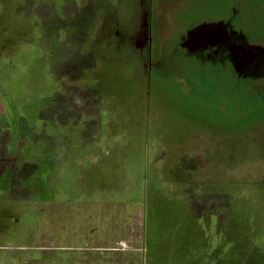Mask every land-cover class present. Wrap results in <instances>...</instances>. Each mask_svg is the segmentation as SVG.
<instances>
[{
    "label": "rangeland",
    "instance_id": "374dc122",
    "mask_svg": "<svg viewBox=\"0 0 264 264\" xmlns=\"http://www.w3.org/2000/svg\"><path fill=\"white\" fill-rule=\"evenodd\" d=\"M173 1L0 0V264H264V81L187 63L174 31L149 67ZM260 2L237 20L257 29ZM179 200L208 230L180 261Z\"/></svg>",
    "mask_w": 264,
    "mask_h": 264
},
{
    "label": "water",
    "instance_id": "95a60500",
    "mask_svg": "<svg viewBox=\"0 0 264 264\" xmlns=\"http://www.w3.org/2000/svg\"><path fill=\"white\" fill-rule=\"evenodd\" d=\"M229 15L211 14L186 20L174 31L175 49L187 61L229 70L239 80L264 81V33L248 20L238 21L241 5L234 0ZM194 16V15H193ZM185 61V62H186Z\"/></svg>",
    "mask_w": 264,
    "mask_h": 264
},
{
    "label": "trees",
    "instance_id": "16d2710c",
    "mask_svg": "<svg viewBox=\"0 0 264 264\" xmlns=\"http://www.w3.org/2000/svg\"><path fill=\"white\" fill-rule=\"evenodd\" d=\"M261 4L258 3L257 0V8H260ZM259 12L257 11V21H259ZM261 24H263V26L260 27V33H264V20L263 17H260V21ZM259 31V30H258ZM197 69V68H196ZM213 75L216 76L218 74H216L214 71H212ZM220 77V76H219ZM153 199V198H152ZM151 201L148 200L147 203L145 204V214L147 215V217L149 219H152V222L155 220V225L153 226V228H145V233H146V242L148 244V248H149V257H153L152 255H154L155 250L158 249L159 244L162 242L160 240V237L158 236L159 232H155L153 230H155L158 221H159V212H157V209H159L158 207L162 206V200L160 199L158 201L159 204L156 205H151V203L149 202ZM149 202V203H148ZM177 204V203H176ZM172 206L171 205H166L165 204V213L167 216V219H170V208ZM173 208H175V213L174 216L176 215L177 218H181L183 219L182 222H179L178 224V228H179V232H178V236L180 238L181 244L179 242L178 246H176V251L175 253H172L173 256H178V257H192V258H196V248H194L198 242V239L203 243L204 241H206V236L208 235V230L207 228H204L202 226L199 225V221L198 219L195 217V213L193 212V210H191L190 208H188L183 201H178V204L173 206ZM204 228V229H203ZM219 238L221 243L224 241V228L223 226L221 227V230L219 231ZM188 240H186V238ZM153 239V240H152ZM154 242V243H153ZM193 247V248H192ZM191 255V256H190ZM151 259V258H150ZM178 258H176L177 260ZM149 260V259H148ZM180 261V259H178ZM179 264V262L177 263Z\"/></svg>",
    "mask_w": 264,
    "mask_h": 264
},
{
    "label": "flooded vegetation",
    "instance_id": "af4514ba",
    "mask_svg": "<svg viewBox=\"0 0 264 264\" xmlns=\"http://www.w3.org/2000/svg\"><path fill=\"white\" fill-rule=\"evenodd\" d=\"M236 1V0H235ZM240 1L237 0V3L241 5ZM234 0H174L172 3H166L162 4L160 6V18L159 22V42H158V48L157 52L154 58V62L152 61V48H153V41L154 37L152 35L153 31V25L150 19V42L149 47L147 49L148 51V63L149 67H151V64L155 63L158 65V70H161V61L163 57V46L167 40V38L170 35L171 31H176L178 28V23L183 22L186 20V14H197L196 11H202V13H211V14H222L223 17H226L229 15L230 8L234 4ZM258 3L261 4L260 0H258ZM262 7V4H261ZM263 8V7H262ZM151 15V13H150ZM175 24V25H174ZM194 61L195 60H191ZM201 64H199V67ZM189 67V66H188ZM191 67H189L190 69ZM201 68V67H200ZM214 68V67H213ZM219 68H214V72L216 74H222L225 73V70H218ZM227 70V69H226ZM222 71V72H221ZM161 72V71H160ZM1 230L5 232V229Z\"/></svg>",
    "mask_w": 264,
    "mask_h": 264
},
{
    "label": "crops",
    "instance_id": "0c3cea01",
    "mask_svg": "<svg viewBox=\"0 0 264 264\" xmlns=\"http://www.w3.org/2000/svg\"><path fill=\"white\" fill-rule=\"evenodd\" d=\"M37 169V168H36ZM1 174V173H0ZM35 174H37V173H35ZM12 178L9 180V182H11L12 183V181H15V184H16V182H17V180L18 179H16V178H14V174H12ZM40 175H39V173H38V178L36 179V181L38 182V180H39V182L40 183H44V181H42L43 180V178H42V176L41 177H39ZM1 181V180H0ZM3 181V180H2ZM28 181V180H27ZM21 182V180L19 181V183ZM48 182V181H47ZM32 183V182H31ZM2 184V185H1ZM1 184H0V191H4L5 192V189H4V185H3V182H1ZM22 185V184H21ZM29 186H32V185H29ZM31 189H35L34 187L32 188L31 187ZM47 196H48V194H47ZM50 196V195H49ZM48 202V201H47ZM48 203H51L52 205H55V203L56 202H53V201H49ZM56 205H59V203L57 204L56 203ZM4 218H5V216L4 215H0V227H1V222H3V220H4ZM98 234H99V232H97ZM93 234L95 235L96 234V232L95 231H93ZM4 235H5V233H4V231L3 230H1V228H0V238H4ZM101 237V236H100ZM108 252V254L107 255H110V257L108 256H105L104 258H99V257H96L95 256V252L94 253H91V254H89V256H93V257H89L88 256V261H86L85 259L83 260H81L82 262H80V263H83L84 264V261H85V263H87V264H89V260L90 261H94L95 262V260H97L98 258L100 259V263L99 264H130V263H128L127 262V260H126V258H125V256L124 257H122V255H124V252H116V250H111L110 248H109V250H107L106 251V253ZM120 255V256H119Z\"/></svg>",
    "mask_w": 264,
    "mask_h": 264
}]
</instances>
